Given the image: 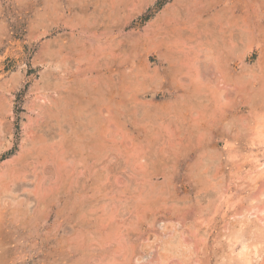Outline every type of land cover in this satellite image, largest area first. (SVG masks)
Segmentation results:
<instances>
[{"label": "rangeland", "instance_id": "rangeland-1", "mask_svg": "<svg viewBox=\"0 0 264 264\" xmlns=\"http://www.w3.org/2000/svg\"><path fill=\"white\" fill-rule=\"evenodd\" d=\"M263 225L264 0H0V264H264Z\"/></svg>", "mask_w": 264, "mask_h": 264}, {"label": "bare ground", "instance_id": "bare-ground-1", "mask_svg": "<svg viewBox=\"0 0 264 264\" xmlns=\"http://www.w3.org/2000/svg\"><path fill=\"white\" fill-rule=\"evenodd\" d=\"M189 1H190V0H189ZM177 9H178V8H177ZM178 10H179V9H178ZM178 12H179V11H178ZM200 12H201V11H200ZM182 13H183V12H182ZM186 14H187V13H186ZM189 15H190V14H189ZM174 20H175V19H174ZM195 20H196V18H195ZM174 23H175V22H174ZM186 24H187V23H186ZM205 25H206V24H205ZM205 25H204V27H205ZM207 25H208V24H207ZM207 25H206V27H205V30H204L205 32H204V33L207 32L206 37L209 36L210 39L208 38V39H209V41H208V39L205 37L206 39H205V40L203 39V40H204L203 43H204L206 40H207L208 42H210V41H211V42L208 44V46H206V48H203L204 45H202V42H201L202 40H201V39H199V40H201V41H199L198 38H196V39L193 38V39L197 42V43H194V44H193V42H190V40H188V38L185 39V34H187V32H188L189 29L191 30L190 32H192V33H194V32L197 30V29H196L197 26H194V27H193V25H190V24H189V26H188L189 28H184V29H182V30H179V29H178V30H179V35H180V37H178L179 39H177L175 43H173L172 45H170L169 48L167 47L168 49H170V50H169V55H170V56L168 55V53H167V54L165 53L164 55L169 56V58L166 59L167 56H166V57L164 56V59L167 60L168 62H171L170 58H171V57L173 58V57L175 56L176 51L178 50L179 52L177 53V57L179 58V62H178V63H179V67L177 66V64H176V66L180 69L181 66H183V64H182V62H181V60L183 59V57H182V53H183V51H185V49H187V47L189 48V49H188L189 52L194 51V53H195L196 55H197V53H198V52H197L198 50H199V52H200L201 50H203V51L205 50V53H204V54H206V52H208V53H209V56H210V53H212V52L216 49V48H215V44L218 42V39H219V38H217L216 35H215V36L213 35V29L210 28V25H212V24H210L209 27H207ZM176 26H177V25H176ZM200 26H201V24H200ZM202 27H203V26H202ZM204 27H203V29H204ZM203 29H202V30H203ZM222 29H223V27H222L221 30H220L221 32H222ZM193 30H194V31H193ZM215 30H216V29H215ZM223 30H224V29H223ZM184 31H185V32L187 31V32L184 34ZM199 31H200V29H199ZM225 31H226V29H225ZM227 31H228V30H227ZM155 32H156V31H155ZM202 33H203V31H202ZM166 34H167V33H166ZM221 34H222V33H221ZM221 34H220V35H221ZM225 34H226V33H225ZM225 34H223V35H225ZM190 35H191V34H190ZM198 35H199V34H198ZM200 35H201V34H200ZM223 35H222L223 41L221 40V42H222V43L224 42V43L222 44V46H223L224 48H226V49L228 48V49L230 50V49L232 48V46L229 45V44L227 43L228 41H227V42L225 41V37H224ZM167 37H168V36H167ZM187 37H189V36H187ZM189 38H190V37H189ZM220 38H221V37H220ZM222 38H221V39H222ZM171 40H172V39H171ZM219 40H220V39H219ZM198 41H199V42H198ZM200 42H201V43H200ZM116 43H117V42H116ZM233 43H234V42H233ZM157 44H158V43H157ZM170 44H171V43H170ZM217 44H218V43H217ZM112 45H114V44H112ZM115 45H116V44H115ZM117 45H118V44H117ZM101 46H102V45H101ZM167 46H168V45H167ZM216 46H217V45H216ZM204 47H205V46H204ZM219 47H220V46H219ZM222 49H223V48H222ZM219 50H220V49H219ZM124 51H125V50H124ZM195 51H196V52H195ZM216 51H217V50H216ZM226 51H227V50H226ZM214 52H215V51H214ZM110 53H111V52H110ZM184 53H185V52H184ZM186 53H188V52H186ZM200 53H202V52H200ZM216 53H217V52H216ZM115 54H116V53H115ZM202 55H203V53H202ZM212 55H213V54H211V56H212ZM183 56H184V58H185L186 55H183ZM193 56H194V55H193ZM199 56H200V55H199ZM203 56H204V55H203ZM203 56H202V59H204V62H205V60H207V58H204ZM214 56H216V54H214ZM230 56H231V55H230ZM191 57H192V55H191ZM194 57H195V56H194ZM206 57H208V54H207ZM212 57H213V56H212ZM186 58H188V57H186ZM186 58H185V59H186ZM192 58H193V57H192ZM196 58H197V57H196ZM210 58H211V57H210ZM176 59H177V58H176ZM176 59H175V62L177 63L178 60L176 61ZM198 59H199V58H198ZM200 59H201V57H200ZM200 59H199V60H200ZM208 59H209V58H208ZM214 59H216V58L214 57ZM218 59H219V58H218ZM190 60H191V59H190ZM196 60H197V59H196ZM185 61H186V60H185ZM192 61H193V60H191V62H192ZM207 61H208V60H207ZM207 61H206V62H207ZM172 62H174V60H173ZM175 62H174V63H175ZM194 62H195V61H194ZM194 62H193V64H194ZM216 62H217V61H216ZM220 62H221V61H220ZM188 63H189V62H188ZM196 63L198 64V62H195V64H196ZM207 63H208V62H207ZM197 64H196L195 66H197ZM198 65H199V64H198ZM208 65H209V64H208ZM212 65H214L213 62H212ZM215 65H216V63H215ZM215 65H214V66H215ZM218 65H220V64H218ZM190 66H191V64H190ZM216 66H217V65H216ZM216 66H215V67H216ZM191 67H192V66H191ZM191 67H190V68H191ZM199 67H200V66H199ZM217 67H218V66H217ZM182 68H184V67H182ZM197 68H198V67H197ZM197 68L195 67V69H197ZM179 69H178V71H179ZM185 69H186V68H185ZM185 69H184V70H185ZM192 69H193V68H192ZM205 69H206V68H205ZM207 69H208V68H207ZM181 70H182V69H181ZM184 70H182V72H183ZM188 70H190V69H188ZM199 70H200V72H201V69H199ZM199 70H198V71H199ZM190 71H191V70H190ZM195 71H196V70H195ZM182 72H179V73H182ZM176 73H177V72H176ZM191 73H192V72L189 73V74H190V75H189L190 77H192L191 75H193V74H191ZM195 73H196V72H195ZM202 73H203V71H202ZM202 73H201V74H202ZM196 74H197V73H196ZM205 74H206V73H204V75H205ZM243 75H244V74H243ZM207 76H208V75L206 74V77H207ZM210 77H212V76H210ZM192 78H194V76H193ZM192 78H190L191 82L194 81V79H193V81H192ZM195 78H196V76H195ZM204 78H205V77H204ZM208 78H209V76H208ZM246 78H247V77H246ZM246 78H245V79H246ZM197 79H198V82H199L200 80H199V77H198V76H197ZM200 79H201V77H200ZM205 79H206V78H205ZM209 79H211V78H209ZM209 79H208V80H209ZM206 80H207V79H206ZM206 80H205V81H206ZM210 81H211V80H210ZM238 81H239V80H238ZM191 82H190V84H191ZM195 82H196V81H195ZM198 82H197V84H198ZM206 82H207V81H206ZM211 83H213V82L211 81ZM245 83H246V82H245ZM108 84H109V83H108ZM195 84H196V83H195ZM200 84H201V83H200ZM200 84H199V85H200ZM203 84H204V82H203ZM110 85H111V84H110ZM205 85H206V84H205ZM205 85H203V86H205ZM200 87H202V86H200ZM205 87H206V86H205ZM207 87H208V86H207ZM207 87H206V88H207ZM211 87H212V86H211ZM196 88H197V87H196ZM80 89H81V88H80ZM204 89H205V88H204ZM211 89H213V88H211ZM88 90H89V89H88ZM219 90H220V89H219ZM197 91H198V92H202V89L197 88ZM79 92H80V91H79ZM208 92H209V91H208ZM213 92H214V90H213ZM213 92H212V94H214ZM80 93H82V90H81ZM84 93H86V91H83V94H84ZM205 93H207V92H205ZM205 93H204L203 95H205ZM209 93H210V92H209ZM219 93H220V92H219ZM193 94H194V93H193ZM193 94H191V95H193ZM200 94H202V93H200ZM196 95H197V94H196ZM198 95H199V93H198ZM207 96H212V95H210V94L208 95V94H207ZM214 96H216V95H213V97H214ZM189 97H190V96H189ZM198 97H199V96H198ZM205 99H206V98H205ZM212 99H213V98H212ZM75 100H76V99H75ZM214 100H215V99H214ZM218 101H219V100H218ZM250 101H251V100H250ZM70 104H71V103H70ZM64 107H65V106H64ZM219 107H220V106H219ZM147 113H148V111H147ZM145 114H146V113H145ZM202 132H203V131H202ZM99 135H100V134H99ZM201 136H202V135H201ZM205 138H206V137H205ZM37 139H38V138H37ZM200 140H201V139H200ZM46 145H47V144H46ZM32 150H33V149H32ZM44 151H45V150H44ZM55 156H56V155H55ZM59 156H60V154H59ZM62 156H63V155H62ZM62 156H61V157H62ZM52 157H53V156H52ZM57 157H58V156H57ZM58 158H59V157H58ZM58 158H57V159H58ZM57 161H58V160H57ZM60 161H61V160H60ZM66 162H67V161H66ZM59 164H61V166H59L58 168H62V167L65 166V165L63 164L62 161L59 162ZM55 167H56V166H55ZM55 169H56V168H55ZM65 169H66V168H65ZM67 171H68V170H67ZM64 173H65V172H64ZM41 174H42V173H41ZM6 183H7V182H6ZM40 185H41V184H40ZM59 185H60V183H59ZM57 189H59V188H57ZM71 189H72V188H71ZM46 191H47V190H46ZM45 194H46V193H45ZM44 196H45V195H44ZM77 204H78V202H77ZM75 205H76V204H75ZM80 205H81V204H79L78 206H80ZM78 206H77V207H78ZM23 207H24V206H23ZM114 208H115V207H114ZM80 210H81V209H80ZM83 210H84V209H83ZM85 211H86V210H85ZM88 211H89V210H88ZM88 211H87V212H88ZM115 211H116V210H115ZM87 212H86V213H87ZM88 213H89V212H88ZM84 214H85V213H84ZM84 214L82 215V216H83L82 219H85V220H87V221H91V218H90L91 216H90L89 214H88L89 216H88V215H84ZM71 215H72V214H71ZM109 216H110V215H109ZM77 217H78V216H77ZM103 218H104V217H103ZM12 219H13V218H12ZM108 219H109V218H108ZM104 220H105V218H104ZM106 220H107V219H106ZM79 221H80V220H79ZM112 221H113V220H112ZM112 221H111V222H112ZM81 222H84V221H81ZM262 224H263V223H262ZM114 225H115V223H114ZM263 226H264V225H263ZM263 226H262V227H263ZM117 228H118V227H117ZM54 229H55V228H54ZM117 231H118V230H116V233H117ZM113 233H114V232H113ZM116 233H115V234H116ZM115 234H114V235L110 234V235L115 236ZM69 235H70V234H69ZM82 235H83V233H82ZM82 235H80V238L82 237ZM112 236H111V237H112ZM78 237H79V236H78ZM88 238H89V237H88ZM113 238L115 239V237H113ZM72 239H73V238H72ZM85 239H86V238H85ZM102 239H103V238H102ZM65 240H66V239H65ZM74 240H77V239H74ZM74 240H73V241H74ZM80 240H81V239H80ZM86 240H87V239H86ZM69 241H70V240H69ZM69 241H68V242H69ZM71 241H72V240H71ZM77 241H79V238H78ZM82 241H83V240H82ZM92 241H93V240H92ZM117 241H118V240H117ZM80 242H81V241H80ZM73 243H74V242H73ZM86 243H87V242H86ZM88 243H90V242L88 241ZM83 244H84V245H83ZM74 245H76V244L74 243ZM69 246H70V245H69ZM72 246H73V245H72ZM83 246H84V247H83ZM75 247H76V250H75V251L80 250L81 248H82V250L85 251L86 249H88V248L90 247V245H88V244L85 245V243L83 242V243H79V244H77ZM127 247H128V246H127ZM66 249H67V248H66ZM72 249H73V248H72ZM131 249H132V248H131ZM131 249H130V250H131ZM64 250H65V249H64ZM66 251H67V250H66ZM68 251H70V250H68ZM131 251H132V250H131ZM131 251H129V252H131ZM62 252H63V251H62ZM64 252H65V251H64ZM70 252H71V251H70ZM85 252H86V251H85ZM127 252H128V251H127ZM72 253H73V252H72ZM80 253H81V251H80ZM124 253H125V252H124ZM255 253H256V252H255ZM130 254H131V253H130ZM76 255H77V254H76ZM83 255H84V254H83ZM87 256H89V255L87 254ZM128 256H129V255H128ZM125 257H126V255H125ZM125 257H124V258H125ZM89 258H90V257H89ZM128 258H130V257H128ZM81 259H82V258H81ZM95 259H96V258H95ZM84 260H85V259H84ZM84 260H82V261H84ZM101 260H103V259H101ZM90 261H91V260H90ZM125 261H126V262H125L124 264H130V263H131V260H130V259H127V257L125 258ZM64 262H65V261H64ZM74 262H75V261H74ZM95 262H96V261H95ZM103 262H104V261H103ZM110 262H111V261H110ZM115 262H116V261H115ZM87 263H88V262H87ZM104 263H105V262H104ZM89 264H91V263H89ZM117 264H118V263H117Z\"/></svg>", "mask_w": 264, "mask_h": 264}, {"label": "trees", "instance_id": "trees-1", "mask_svg": "<svg viewBox=\"0 0 264 264\" xmlns=\"http://www.w3.org/2000/svg\"><path fill=\"white\" fill-rule=\"evenodd\" d=\"M162 5H163V3L161 2L159 6L161 7ZM148 18H150V17H149V16L146 17V20H147Z\"/></svg>", "mask_w": 264, "mask_h": 264}]
</instances>
